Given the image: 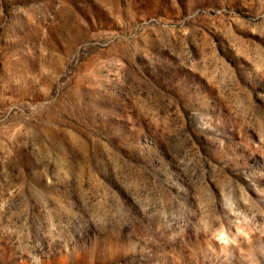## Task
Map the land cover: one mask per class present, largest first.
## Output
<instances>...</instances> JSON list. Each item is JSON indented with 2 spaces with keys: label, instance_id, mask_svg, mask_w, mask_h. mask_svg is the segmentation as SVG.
Here are the masks:
<instances>
[{
  "label": "rangeland",
  "instance_id": "374dc122",
  "mask_svg": "<svg viewBox=\"0 0 264 264\" xmlns=\"http://www.w3.org/2000/svg\"><path fill=\"white\" fill-rule=\"evenodd\" d=\"M0 264H264V0H0Z\"/></svg>",
  "mask_w": 264,
  "mask_h": 264
}]
</instances>
